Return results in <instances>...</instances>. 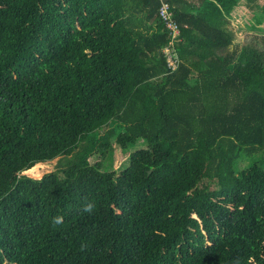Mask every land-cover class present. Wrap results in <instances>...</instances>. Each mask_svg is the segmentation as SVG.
<instances>
[{
    "label": "trees",
    "instance_id": "16d2710c",
    "mask_svg": "<svg viewBox=\"0 0 264 264\" xmlns=\"http://www.w3.org/2000/svg\"><path fill=\"white\" fill-rule=\"evenodd\" d=\"M239 2L0 0V264H264V35L236 40Z\"/></svg>",
    "mask_w": 264,
    "mask_h": 264
},
{
    "label": "rangeland",
    "instance_id": "374dc122",
    "mask_svg": "<svg viewBox=\"0 0 264 264\" xmlns=\"http://www.w3.org/2000/svg\"><path fill=\"white\" fill-rule=\"evenodd\" d=\"M250 4L262 5L263 0H256L252 3L248 0H240L239 6L233 13L232 19L230 20V26H232L233 30H235L236 40L239 41L240 45L243 44V41L247 37V35H264V12L259 8L254 11L250 10ZM143 147H146V145L142 139L138 140L136 145L130 147V149L124 152L121 151L119 147H115L114 151L107 156L103 169L115 172L124 170L129 164V155L136 150L143 149ZM93 161L94 158L90 159V162ZM63 163V159L58 157L49 162L42 163L43 165L35 171V174L25 172L24 174L31 178L39 179L44 174L62 168ZM249 165L250 161L241 159L237 162V169H246ZM207 182L208 181H206V183ZM211 188L216 189L217 184L212 183Z\"/></svg>",
    "mask_w": 264,
    "mask_h": 264
},
{
    "label": "built area",
    "instance_id": "2783aa9c",
    "mask_svg": "<svg viewBox=\"0 0 264 264\" xmlns=\"http://www.w3.org/2000/svg\"><path fill=\"white\" fill-rule=\"evenodd\" d=\"M158 13L166 28L170 31L169 45L173 47V44L179 40V29L172 19L173 11L170 9V6L167 3L161 2ZM163 51L167 57L169 65L173 67L175 63L174 57H176V52L169 46L164 48Z\"/></svg>",
    "mask_w": 264,
    "mask_h": 264
},
{
    "label": "clouds",
    "instance_id": "9594fccd",
    "mask_svg": "<svg viewBox=\"0 0 264 264\" xmlns=\"http://www.w3.org/2000/svg\"><path fill=\"white\" fill-rule=\"evenodd\" d=\"M92 207H93V205L91 203H89V204L85 205L84 211L90 212L92 210ZM61 222H62V218H60V217L55 218L53 221L54 224H60Z\"/></svg>",
    "mask_w": 264,
    "mask_h": 264
},
{
    "label": "water",
    "instance_id": "95a60500",
    "mask_svg": "<svg viewBox=\"0 0 264 264\" xmlns=\"http://www.w3.org/2000/svg\"><path fill=\"white\" fill-rule=\"evenodd\" d=\"M40 178H42V176H41ZM40 178H39V179H40Z\"/></svg>",
    "mask_w": 264,
    "mask_h": 264
}]
</instances>
